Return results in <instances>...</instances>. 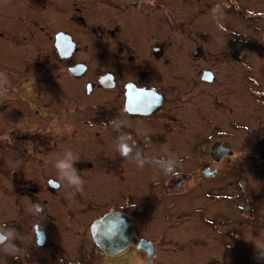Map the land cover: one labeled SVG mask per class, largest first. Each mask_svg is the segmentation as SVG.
Returning <instances> with one entry per match:
<instances>
[{
    "label": "flooded vegetation",
    "instance_id": "1",
    "mask_svg": "<svg viewBox=\"0 0 264 264\" xmlns=\"http://www.w3.org/2000/svg\"><path fill=\"white\" fill-rule=\"evenodd\" d=\"M190 1L0 0V162L10 199L31 205L36 259L26 263L47 253L56 264L252 259L237 252V232L253 214L264 227V168H253L264 162V32L250 35L264 29V8L252 7L264 0H201L192 13ZM207 5L224 7L211 18ZM66 159L83 191L59 180ZM25 222L9 223L10 238Z\"/></svg>",
    "mask_w": 264,
    "mask_h": 264
},
{
    "label": "rangeland",
    "instance_id": "2",
    "mask_svg": "<svg viewBox=\"0 0 264 264\" xmlns=\"http://www.w3.org/2000/svg\"><path fill=\"white\" fill-rule=\"evenodd\" d=\"M206 1H210L213 4L220 3V5L225 2V0H206ZM241 1L243 2L244 0ZM189 3L190 4H188V8L190 9V13H192V11L194 10L198 11V9L202 8L203 5L201 0H192ZM223 7H219V6L216 7L215 5H207V9H210L209 11L211 18H214V16H216L215 13L219 11L221 8L223 9ZM252 7L254 9H260L261 7L264 8V6L257 3L254 4ZM228 19H230L229 16L221 17L222 21ZM258 24L264 27V19L261 20ZM236 26L238 27L239 30H243L242 24L240 22H236ZM262 32H264L263 28L261 31L257 30L250 32L251 33L250 35H252L255 40L257 41L259 40L260 42L262 41L260 38V33ZM223 34L226 35L227 33L224 32ZM221 46H222V40L217 36V34H215L211 39L210 43L207 44V48L213 53L219 51ZM47 53H50L49 49H47ZM260 167L264 168V162L259 163V166L254 165L253 168H260ZM253 168L251 166L242 164L238 166V174H241L243 172L249 178V175L251 174ZM5 172H6L5 168L0 162V229H3L5 231L15 230L11 227L12 225L9 223L18 222L21 219V217H24L26 219V222L23 225V229L15 233L14 237H11L12 239L10 238L8 245L0 246V264H43V263L56 264L53 258L50 257L48 253L45 259L37 258L38 260L36 262H31V263L25 262V260L34 261L36 259V252H34L35 251L34 246L27 247V245L30 244V242H32L34 238L33 226H32L33 221L30 220L31 217L29 214L30 203H27L25 202V200L22 199L18 200L19 201L18 202L16 200L15 194L12 198L13 200L10 199L12 194L5 186L6 185ZM237 185L239 190H241V192L244 194V196L254 202L255 198L252 196V191L254 190V188L248 187L247 182H243L240 176H238ZM255 191L259 195L256 205L258 206V210L264 214V182H262V184L258 183V186L255 188ZM12 201H14V203ZM227 208L232 209L233 208L232 204L231 207L228 204ZM244 209L245 208H243V210L237 209V213L239 217H241V213L245 211ZM249 219L251 223L250 227H248L249 220L248 219L243 220L245 228L237 232L238 233L237 252H251L250 253L251 257L249 256V258L252 259H248L249 261L246 258H241V259H245L244 264H264V227L259 224L255 214H253V216ZM18 225L21 227L20 223ZM240 240H244V241L240 242ZM57 242L60 243L59 241H55V243ZM50 247H51L50 245L46 246V248H50ZM57 247L59 248L58 245ZM6 248L7 251L5 250ZM41 253L42 252H38L39 255ZM144 264H146V261H144Z\"/></svg>",
    "mask_w": 264,
    "mask_h": 264
},
{
    "label": "clouds",
    "instance_id": "3",
    "mask_svg": "<svg viewBox=\"0 0 264 264\" xmlns=\"http://www.w3.org/2000/svg\"><path fill=\"white\" fill-rule=\"evenodd\" d=\"M91 126V124H90ZM120 142L116 145V151L125 159L132 152V145L127 142V140L121 136L117 138ZM57 170V175L59 180L64 184L67 181L70 185H77V191H83V187H79L83 182L76 175L75 169L72 166V161L70 159L58 161L55 165ZM175 170L169 166L165 169V174H174ZM14 230H3L0 229V246H5L9 244L10 236ZM42 231V230H41ZM45 242V236L42 234L41 238L36 240V245L42 247ZM7 251V248L5 249ZM11 254V253H10Z\"/></svg>",
    "mask_w": 264,
    "mask_h": 264
},
{
    "label": "water",
    "instance_id": "4",
    "mask_svg": "<svg viewBox=\"0 0 264 264\" xmlns=\"http://www.w3.org/2000/svg\"><path fill=\"white\" fill-rule=\"evenodd\" d=\"M106 223H108V218H102V219H100L99 221H97L96 223H95V227L96 228H100V229H102L103 227H105V224ZM125 229H126V236H127V238H126V244H125V246L124 245H122L120 248H117L116 249V251H121L122 249H124L127 245H128V243H129V238H130V235H131V226H130V223H128L127 225H126V227H125ZM96 237H98V236H96ZM95 242L97 243V244H99L100 245V247H102L103 249H105L106 248V246H105V243H106V241L105 240H102V239H100V238H95ZM148 245L149 246H152L151 245V243L150 242H147V241H145V240H141L138 244H137V246L138 247H141V248H143L144 250H146V251H149L148 250ZM107 255H115V254H118V253H120V252H105ZM147 253V260L148 261H150L151 260V258H152V255H153V252H146Z\"/></svg>",
    "mask_w": 264,
    "mask_h": 264
}]
</instances>
